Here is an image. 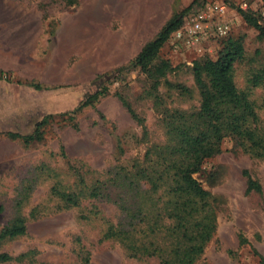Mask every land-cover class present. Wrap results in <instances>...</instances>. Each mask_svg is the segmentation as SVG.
<instances>
[{
    "label": "rangeland",
    "instance_id": "obj_1",
    "mask_svg": "<svg viewBox=\"0 0 264 264\" xmlns=\"http://www.w3.org/2000/svg\"><path fill=\"white\" fill-rule=\"evenodd\" d=\"M139 1L141 10L135 11L125 10L126 0L122 9L112 0H0L1 32L10 34L11 29L20 28L24 35L39 37L33 45L45 63L56 46L55 56L61 54L62 58V82L56 86L41 84L35 90L12 81L9 75L0 77L9 85L0 87V254L9 258L0 264H155L129 258L119 245L100 241L101 223L85 219L91 209L87 200L81 208L65 209L62 202L63 193L78 189L79 174L88 184L104 180L116 166L145 154L147 144L161 143L160 110L198 107L191 68L204 58L215 60L221 48L218 42L207 44L202 55L174 53L168 39L153 63L170 64L155 92L154 79L136 68L123 80L110 83L89 107L72 114L98 88V76H115L167 21L193 2ZM243 4L242 9L236 4L229 12L233 28L227 37L240 38L244 50V61L235 70L240 90L250 87L253 73L264 70L263 38L242 16L248 14L264 28V0H245ZM135 21L137 33L141 25L142 40L121 42L133 38L120 31ZM165 82L191 91L181 95ZM149 94L158 95L159 105ZM251 97L261 104L263 89L254 88ZM121 99L144 120L146 139ZM258 114L264 119V107ZM43 120L39 140L25 142L10 136L30 135ZM244 171L260 184L261 194L247 190ZM211 173H216L213 182ZM193 177L219 200L216 236L199 264H264V160L235 151L227 139L221 153L206 160ZM99 208L104 216L113 218L114 209L108 203H100ZM14 224H22L25 233L6 235Z\"/></svg>",
    "mask_w": 264,
    "mask_h": 264
},
{
    "label": "trees",
    "instance_id": "obj_2",
    "mask_svg": "<svg viewBox=\"0 0 264 264\" xmlns=\"http://www.w3.org/2000/svg\"><path fill=\"white\" fill-rule=\"evenodd\" d=\"M202 1L193 0L189 7L167 21L127 66L114 72L115 76L108 75L103 79L98 76V88L85 96L71 113L89 107L105 94L110 83L123 80L136 68L147 78L154 79L155 92L159 80L166 77L170 68L168 61L153 64L159 50L181 27L191 8L195 4L200 6ZM242 16L248 25L259 31L264 41V28L257 20L246 13ZM220 45L215 60L204 58L195 61L191 68L198 107L186 111L160 110L159 121L164 135L161 143L147 144L145 154L116 166L104 180L97 179L88 184L79 174L78 189L62 194L65 209L81 208V203L87 200L91 209L90 216L85 219L101 223L100 241L119 245L129 258L155 264H199L216 236L219 200L193 176L201 172L206 160L221 153L227 139L235 151L264 160V119L258 114L264 107V70L253 73L248 80L250 87L240 90L235 82V70L245 58L242 42L240 38H227ZM0 77L7 75L0 72ZM165 84L181 95L191 91L180 84ZM29 85L40 90L37 84ZM257 87L263 89L261 104L251 97L252 90ZM149 96L159 105L158 95ZM121 101L146 139L144 120L124 99ZM43 124L45 120L30 135L10 136L25 142L39 140V128ZM243 175L247 179V190L261 194L260 184L249 172L244 171ZM215 177L216 173L209 174L210 182L215 181ZM100 203H108L114 209L113 218L104 216ZM24 233L22 224H14L5 231L10 237ZM8 259L7 255L0 254V263Z\"/></svg>",
    "mask_w": 264,
    "mask_h": 264
},
{
    "label": "crops",
    "instance_id": "obj_3",
    "mask_svg": "<svg viewBox=\"0 0 264 264\" xmlns=\"http://www.w3.org/2000/svg\"><path fill=\"white\" fill-rule=\"evenodd\" d=\"M126 1L129 3L125 10L132 8L135 11L138 8L141 10V2L139 0ZM112 2L116 8L118 3H120L118 8H121V5L123 6V0H112ZM119 25L121 26V23ZM21 30L20 28H13L10 30V34H7L6 30L5 32L0 30V72L4 75H9L10 79L18 84H42L43 86L61 84L62 58L61 54L59 57L55 56L57 46L49 56V63H45V59L40 57L38 49L33 45L36 44L39 37L31 36L30 34L24 35V33H20ZM120 32L123 33L124 37L133 36V38L122 39L121 42H140L142 40L141 25H139V33H137L136 21L132 26L126 23ZM126 52L128 51L126 50ZM128 57L132 58L133 56L128 55ZM4 81L0 79V87H9Z\"/></svg>",
    "mask_w": 264,
    "mask_h": 264
},
{
    "label": "built area",
    "instance_id": "obj_4",
    "mask_svg": "<svg viewBox=\"0 0 264 264\" xmlns=\"http://www.w3.org/2000/svg\"><path fill=\"white\" fill-rule=\"evenodd\" d=\"M244 2L245 0H203L196 10L187 13L181 27L171 34L168 42L170 48L174 53H206L207 44L220 43L231 33L233 21L228 19L229 12L236 4L242 9L245 7Z\"/></svg>",
    "mask_w": 264,
    "mask_h": 264
}]
</instances>
